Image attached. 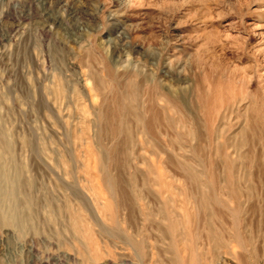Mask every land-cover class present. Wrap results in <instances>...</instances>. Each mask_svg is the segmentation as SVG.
I'll use <instances>...</instances> for the list:
<instances>
[{"label": "rangeland", "instance_id": "1", "mask_svg": "<svg viewBox=\"0 0 264 264\" xmlns=\"http://www.w3.org/2000/svg\"><path fill=\"white\" fill-rule=\"evenodd\" d=\"M1 130L0 264H264V0H0Z\"/></svg>", "mask_w": 264, "mask_h": 264}, {"label": "bare ground", "instance_id": "2", "mask_svg": "<svg viewBox=\"0 0 264 264\" xmlns=\"http://www.w3.org/2000/svg\"><path fill=\"white\" fill-rule=\"evenodd\" d=\"M129 77H130V79H132V82L134 83V86H136L137 84H136L135 80H133L134 78L131 75ZM144 84H145V81H144ZM150 98L153 100L156 97L151 94ZM157 98H158L159 101L165 102V105L169 103L168 100H166L162 95H158ZM93 105L96 106V104H94V103H93ZM138 110L139 109L136 108V107H131V111L130 112L138 114ZM148 110H150V108H147L146 111L144 112V114L146 116H144V114L142 115L139 112V114L142 115V117L139 116L137 122L139 123L140 129H141V132H140L141 134L144 133V131L145 132L146 131H151L152 127H154L155 124H156V119H154V116L149 114ZM100 111L101 110H99V112ZM101 112H103V116L106 119V122L108 123V121L110 120V117H112L113 115L110 114V112L107 113V111H105V110H102ZM0 145H2V147H3V153H6L9 156L10 161H11V159H12V142L9 140V137H7L2 132V130L0 131ZM4 157H5L4 154L1 153L0 154V161L4 160ZM1 180H4V181L6 180L8 182L9 187H10V190H9L10 192L5 193L2 190L1 185H0V197H2V195H4L5 197H9V200L11 202L10 203V209L14 211V208H15L14 200H15V197L17 195L20 183H21V181H20V172L18 171V172L15 173V175H11V176L8 175V174H4V175L0 174V181ZM5 222H6V224H10V225L16 226L18 228L22 227L21 223L18 221L16 216H14V215L12 216L11 214L7 216ZM138 256L140 257L139 254H138ZM141 256H142V254H141ZM112 258L113 259L115 258L114 254H112Z\"/></svg>", "mask_w": 264, "mask_h": 264}]
</instances>
